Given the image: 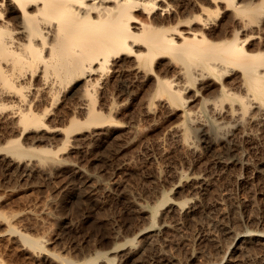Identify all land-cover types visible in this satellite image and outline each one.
<instances>
[{"label": "bare ground", "instance_id": "6f19581e", "mask_svg": "<svg viewBox=\"0 0 264 264\" xmlns=\"http://www.w3.org/2000/svg\"><path fill=\"white\" fill-rule=\"evenodd\" d=\"M172 1L175 5L170 3ZM172 1L0 0V130L34 131L41 136L35 137L34 144L42 142L45 137L42 136L49 134L63 143V150L73 148L78 144L79 134L114 123L108 112L103 114L96 108L98 87L103 101L111 102L105 78L111 66L114 77L146 70L148 74H144V78L151 81L152 91H149L150 86L146 90L152 94V101L159 98L166 101L167 108L182 110L183 122L172 127L169 133L179 147L189 151V156L190 152H198L191 141L193 132L197 130L202 136H208L204 128L210 124L204 120V113L210 115L219 132L230 128L225 143L230 153H234L243 141L257 137L255 131L264 134V0ZM125 57L132 59L129 65L124 63ZM161 65L179 68L175 69L176 79H163ZM197 102L199 108L195 110ZM190 103L196 106L190 109ZM151 110L150 105L147 113ZM18 139L8 141L2 151L18 155L20 160L37 157L53 165L65 164L61 155L62 159L58 157L62 149L54 152L42 147L24 148ZM204 143L206 150L216 151L209 142ZM82 146L85 149V145ZM223 163L226 170L244 167L236 159ZM28 164L25 167L29 171ZM206 176L195 175L184 183L191 191L189 198L175 201L165 195L162 207L167 211L161 213L162 216L161 211L151 213L142 205L138 212L153 223L159 222L163 229L167 227L165 215H174L179 220L189 218L209 192L210 179ZM183 177L184 174L175 172L173 183L179 182L177 187H180ZM238 177L235 180L241 184ZM11 231L32 251L41 256L46 252L41 239L20 234L15 229ZM225 232L236 245L247 244L253 239L262 241L264 250V234L237 232L228 227ZM149 242L142 243V247L140 241V251L154 245ZM132 247H127L122 255L117 254L118 264L135 263L133 256L137 252ZM95 255L96 258L85 264H114L117 260L113 258L116 253ZM55 256L64 264H79ZM261 262L264 264V260Z\"/></svg>", "mask_w": 264, "mask_h": 264}, {"label": "rangeland", "instance_id": "374dc122", "mask_svg": "<svg viewBox=\"0 0 264 264\" xmlns=\"http://www.w3.org/2000/svg\"><path fill=\"white\" fill-rule=\"evenodd\" d=\"M170 3L175 5L173 1ZM124 61L129 65L132 59L125 57ZM164 66L162 70L166 74L160 72L163 79L175 80L177 67L170 69ZM109 69L105 82L111 93V102L103 101L98 87L96 108L103 114L108 112L107 115L120 127L108 122L110 124H104L103 128L86 130L78 135L77 147L70 146V149L68 146L66 150L62 149V142L58 143L49 134L42 136H45L42 142L34 144L35 137L40 136L34 131L0 130V264H64L55 255L85 264L96 258L98 253H116L112 256L117 259L114 264H118L117 254L122 255L131 246L138 253L133 256L136 264H210L212 261L219 264H262V241L253 239L255 242L251 240L243 244L248 246L246 248L236 245L225 231L228 227L237 232L264 234V134L254 130L257 137L243 141L234 153H230L225 146L230 128L219 132L210 115L204 113V120L210 124L204 128L208 136H202L197 130L193 132L191 141L198 152H190L189 156V151L179 147L169 133L172 127L183 122L182 110L168 109L166 101L159 98L152 101V94H149L151 81L144 78L148 72L142 71L143 75L127 73L116 78L114 69L111 66ZM188 94L191 96V92ZM197 103V107L191 103L188 107L197 110ZM150 105L152 110L147 113ZM17 139L24 148L42 147L54 152L62 149L58 151V157L61 155L66 162L53 165V162L40 161L37 157L32 160L22 157L24 160H20L18 155L2 151L8 141ZM204 141L217 152L206 150ZM16 156L20 159H15ZM231 159L242 163L243 169H223V162ZM26 163L30 165L29 169L31 167L29 171ZM175 172L184 174L180 187H177L179 182L173 183ZM195 175H208L210 185L208 194L203 196L193 216L179 220L174 215H165L167 227L163 229L159 222L153 223L138 212L142 205L151 213L161 211L158 213L162 216L167 211L162 207L163 197L167 195L175 201L189 198L191 191L184 183ZM238 176L241 184L235 180ZM11 229L41 239L46 249L43 257L26 247ZM140 241L144 245L150 241L155 246L140 251L144 246L142 244L141 247Z\"/></svg>", "mask_w": 264, "mask_h": 264}]
</instances>
